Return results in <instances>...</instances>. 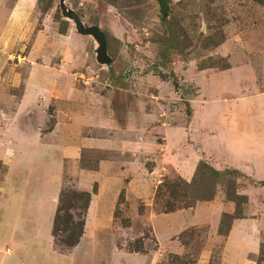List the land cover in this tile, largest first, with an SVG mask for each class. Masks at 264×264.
<instances>
[{
  "label": "rangeland",
  "instance_id": "rangeland-1",
  "mask_svg": "<svg viewBox=\"0 0 264 264\" xmlns=\"http://www.w3.org/2000/svg\"><path fill=\"white\" fill-rule=\"evenodd\" d=\"M28 1L31 14L17 22L20 0H0V39L15 43L0 45V110L22 95L25 64L55 69L60 93L53 80L47 83L52 88L29 115L30 138L40 134V147L56 142L64 151L89 138L111 140V148L30 157L24 169L27 159L14 157L8 174L11 158L0 156V264H234L224 255L225 237L232 217H254L245 194L261 198L264 178L255 172L264 163L245 171L246 161L230 160L234 148L219 138L220 117L240 111L236 103L264 100V0H165V13L157 0ZM70 15L105 34L109 65L97 61L96 38L79 34ZM38 32L35 65L23 56ZM8 129L3 118L0 147H7ZM124 139L135 147L124 145L118 154ZM239 141L236 151L241 142V151L264 146ZM59 163L62 172L53 174ZM106 174L113 180L105 182ZM40 176L49 181L37 184ZM21 179L28 180L23 188ZM91 211L97 217L87 225L91 237L78 249ZM171 214L185 228L158 241L156 226L159 236L173 230ZM261 226L256 264H264Z\"/></svg>",
  "mask_w": 264,
  "mask_h": 264
},
{
  "label": "crops",
  "instance_id": "crops-1",
  "mask_svg": "<svg viewBox=\"0 0 264 264\" xmlns=\"http://www.w3.org/2000/svg\"><path fill=\"white\" fill-rule=\"evenodd\" d=\"M31 6H30V2L28 0H20V4L17 7V11L14 14V20L15 21H19V20H24V19H28V16L31 14ZM5 16H9V14L6 12ZM14 25V23H13ZM4 30L2 31V36L4 37L5 33ZM40 32L36 33L32 39V47H30L27 51V53L23 56V58L29 63V62H34V64L36 65V60L34 59V57L36 56V47H39V41H40ZM7 39H0V45L4 47H6ZM11 41V40H10ZM15 43L10 44L8 48L13 47ZM39 54V53H38ZM40 55V54H39ZM26 68H27V73L25 75V78L22 80L21 82V88H22V95L17 99V101L14 102V104L12 106L7 105L5 107H3L0 111L2 112V114H0V122H2V119L5 118L6 119V123L9 124V129L7 131L6 134V148L4 147H0V156H5L6 158H11V160H7V163L5 165L6 167V172L5 173H9L11 171L12 168V160H14V157H18V158H22V159H27L25 165H21L24 169L25 167L28 168V166L30 165V157L35 158L34 161L37 162V160L40 159V161L45 160L47 157L48 158H52V157H61V156H76L77 154L79 155V153L82 151V149H90L93 148L95 150H105V151H110L111 148V140H99L98 138H89V139H85L84 142H80L79 143V148L78 146L72 148V150H67L64 151L65 149H63L60 145L56 144V142H53L51 144H49L51 142V140H47L46 142L49 144L47 146H43L40 147L38 145L37 139L41 141L40 139V134L37 136V134L33 133L32 137L30 138L31 135L29 134V121L31 124V120L29 119V115L30 112L33 111V113H37L36 110V101L39 100L38 97L41 95V93H44V91L46 92V90L48 88H52L51 86H47V83H51L53 80V84H51L53 86V88H55L56 81H54L55 78V69L50 73L47 72L45 73V70H43V67L40 68L38 67L39 65H36L35 67H30L29 64H25ZM50 71V70H49ZM54 91L58 94L60 93V90H57L56 88L54 89ZM20 100V101H19ZM40 101V100H39ZM42 102V101H40ZM9 104V102H7ZM1 105V104H0ZM237 107H233L235 109H240V111H236L232 112V111H226V112H222L221 113V117H220V122L223 124V126L219 127L220 131L223 133H221L219 135V138L222 140L223 137H225V139L229 138V146L230 147V143L233 144V148L234 150H231L230 152H228L227 156L230 157L231 161H234L235 163L237 161H246L244 162L246 165V168L244 167L245 171H247L249 168H255L256 166H254L255 164H263L264 163V146H259L258 148L255 149L254 152H248L245 151V149H243L242 151L241 146L243 145V143L241 142L239 144V150L236 151L235 150V144L241 140V139H245V140H249L250 142L257 139V141L260 140H264V100H258V101H250L248 102V100H246L245 102H243L242 105H239V103H236ZM225 109H227V107H225ZM217 110V108H216ZM243 110V111H242ZM248 110H253V111H249ZM256 110V111H254ZM219 113V112H218ZM251 113V114H249ZM227 114L229 115L227 117ZM232 114V116H231ZM249 114V115H247ZM14 116H18V120L16 121L18 124L21 120V124H22V128L20 129L19 127L15 126L14 121H13V117ZM251 116V117H250ZM230 117H232L233 119H230ZM25 120V121H22ZM8 121V122H7ZM39 123L41 121H38ZM214 123V122H213ZM234 124L239 125L238 128H233L232 126ZM214 125H216V123H214ZM134 126V125H133ZM14 127L16 129H14ZM227 130L229 129L228 133H226V128ZM225 128V130H224ZM41 129L38 127L36 132H40ZM237 131H239L240 133H238ZM18 132V133H15ZM34 132V129L33 131ZM50 133L54 134L55 130L51 129ZM59 133V132H57ZM253 133V134H251ZM16 134V135H15ZM235 134H238L239 136H235L233 137ZM13 137H16L17 141H15V143H11V141L14 139ZM42 137V136H41ZM49 137V136H47ZM232 137V138H231ZM123 143H121L122 145L120 146L119 144H116V150L117 153H121V148L126 145L127 147H135L134 141L131 142V144L129 145V142L121 140ZM45 142V140H44ZM240 142V141H239ZM218 144H216L215 146H217ZM218 147V146H217ZM70 148V147H69ZM77 148H78V152H77ZM243 148V147H242ZM261 148V149H260ZM135 149V148H132ZM72 151V154H67V152ZM232 151L236 152L231 153ZM241 152V153H240ZM118 153V154H119ZM122 154V153H121ZM234 157V158H233ZM32 158V159H33ZM218 161V160H217ZM219 162V161H218ZM40 163V162H39ZM251 163V164H249ZM1 164V163H0ZM240 164V163H239ZM131 165V164H130ZM35 166V165H33ZM229 166V165H227ZM247 166H249V168H247ZM254 166V167H253ZM38 166L33 167V170L35 172H42L41 167L36 168ZM139 165L136 164V166L134 167V164H132V168L131 169H139ZM231 167V166H229ZM233 168V167H232ZM47 169V173H49V169ZM45 169V170H46ZM133 169V171H134ZM235 169V168H234ZM261 170H259V168L257 169V171L255 172V174L257 173L256 177H259V179L264 178V168H260ZM27 170V169H26ZM62 165L59 163V167L58 169L55 168V166L53 165L52 167V173L56 174L58 172H62ZM25 171V170H24ZM23 171V172H24ZM259 171V172H258ZM22 172V173H23ZM99 173H101V171H98ZM45 174V173H44ZM261 174V175H260ZM101 175V174H100ZM107 176H105V182L107 181H111L113 180V177H111V175L106 174ZM92 177V176H90ZM90 177H88L89 179H91ZM255 177V178H256ZM29 179V178H27ZM27 179H21L20 183L21 184V188H23V184L27 183L28 180ZM87 179V177L85 178ZM101 179V178H100ZM100 185H101V181ZM7 180V179H6ZM30 180V179H29ZM116 180V179H115ZM8 181V180H7ZM44 181H49L48 177L46 178L45 176H40L39 179L36 180L37 184H42L44 185ZM86 181V180H85ZM84 181V182H85ZM93 180H91V182H89V180L87 181V186H89L92 183ZM34 182V181H33ZM27 185V184H25ZM42 187H39V189H41ZM102 188V185H101ZM12 189V188H11ZM17 190L16 189V197L17 196ZM44 192H48L46 190H44ZM56 190L53 192L55 193ZM51 194V193H50ZM49 194V195H50ZM236 195H239L238 193ZM259 193H257L256 195L253 192H248L245 194V198H246V202L245 204H247V213H252V215L254 217H240V218H232L230 225H229V229H228V234L226 235L227 237L224 243V247H223V251H224V255L227 258H231L232 261L234 262V264H256L257 263V258L259 257L260 254V250H261V239L259 236V230H257V228H261V224L262 222H264V189L261 190V198H259ZM43 198H45V196H43ZM47 201V200H46ZM48 202V201H47ZM232 202V201H230ZM262 202V206H259L258 203ZM42 204H45V201L42 200ZM235 204V203H234ZM258 205V206H256ZM197 209H193L192 211H196ZM232 211V208H231ZM225 212V211H224ZM226 213V212H225ZM230 215V214H229ZM171 219L170 222L168 223L171 224L173 223V230H171V232L167 235H164L163 233L158 234L157 232V226L155 228V236L157 237L158 241H165L167 239H169L172 235V232H176L180 233L178 231V229L183 230L185 228V226H182L184 223L181 220V218H177L176 215L171 214ZM50 218V216H49ZM87 218V224H86V229H84V232L82 234V236L80 237L76 248H81L83 246H85V243L87 242L88 238L91 237L92 231H89L87 228V225L89 224L91 219H97V217L94 218L93 216V212H88L86 215ZM104 218V216H103ZM213 219H215V217H212ZM102 216L98 218L99 221H101ZM193 219H197V217H192L190 216L188 220H193ZM198 219L200 220V218L198 217ZM180 221V222H179ZM51 227V226H50ZM170 227V226H168ZM264 227V226H263ZM235 239V240H234ZM17 243H14V245H16ZM13 245V243H12ZM234 255V257H232ZM239 259V260H237ZM224 264V263H223Z\"/></svg>",
  "mask_w": 264,
  "mask_h": 264
},
{
  "label": "water",
  "instance_id": "water-1",
  "mask_svg": "<svg viewBox=\"0 0 264 264\" xmlns=\"http://www.w3.org/2000/svg\"><path fill=\"white\" fill-rule=\"evenodd\" d=\"M160 6V12L165 13L167 12V4L165 0H157ZM70 17L75 21V26L76 30L78 31L79 34L81 35H93L97 43L99 45L96 54H97V61L100 64H106L109 65L111 63V59L107 55V42H106V37L105 34L95 26H91L89 28H82L80 21L73 15H70Z\"/></svg>",
  "mask_w": 264,
  "mask_h": 264
},
{
  "label": "trees",
  "instance_id": "trees-1",
  "mask_svg": "<svg viewBox=\"0 0 264 264\" xmlns=\"http://www.w3.org/2000/svg\"><path fill=\"white\" fill-rule=\"evenodd\" d=\"M213 172H215V171H213ZM216 173V172H215ZM217 174V173H216ZM201 198H203V197H201ZM201 198H199V199H201ZM198 199V200H199ZM236 205H237V202L235 201L234 202ZM170 209V208H169ZM168 209V210H169ZM172 210V209H171ZM241 217V215L240 214H237V215H235L234 217H232V218H240ZM227 218H230L229 216L227 217ZM231 219V218H230ZM75 244H77V243H75ZM74 243H72V244H69L68 246H73V245H75Z\"/></svg>",
  "mask_w": 264,
  "mask_h": 264
},
{
  "label": "clouds",
  "instance_id": "clouds-1",
  "mask_svg": "<svg viewBox=\"0 0 264 264\" xmlns=\"http://www.w3.org/2000/svg\"><path fill=\"white\" fill-rule=\"evenodd\" d=\"M232 220V219H231Z\"/></svg>",
  "mask_w": 264,
  "mask_h": 264
}]
</instances>
